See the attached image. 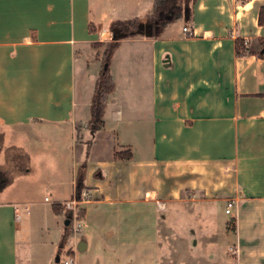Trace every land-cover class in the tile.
I'll list each match as a JSON object with an SVG mask.
<instances>
[{"label": "crops", "instance_id": "0c3cea01", "mask_svg": "<svg viewBox=\"0 0 264 264\" xmlns=\"http://www.w3.org/2000/svg\"><path fill=\"white\" fill-rule=\"evenodd\" d=\"M154 2L0 0V125L30 129L28 162L34 145L67 160L48 184L32 187L24 169L0 189V264H21L33 207L74 264H170L165 250H184L175 264H264V0H194L187 25L122 40L100 127L89 103L78 108L76 50L108 41L116 22L150 29ZM80 191V231L59 251L71 225L55 204Z\"/></svg>", "mask_w": 264, "mask_h": 264}, {"label": "rangeland", "instance_id": "374dc122", "mask_svg": "<svg viewBox=\"0 0 264 264\" xmlns=\"http://www.w3.org/2000/svg\"><path fill=\"white\" fill-rule=\"evenodd\" d=\"M194 0H171V3L166 9L165 12L154 13L153 19L156 22H161L163 19H172L176 15V11L180 13V18L182 19L184 25L189 23L188 13L190 11L191 5ZM150 21V20H149ZM151 22V21H150ZM145 25L143 28H139V23L137 27L130 28V32L128 34H123L119 31L118 28H113L111 33H115L116 37H111L108 41H99L93 43H87L82 45L76 50V95H77V104L78 108L81 109L86 104L90 108V115L92 121L89 124V127L96 128L100 127V122L104 118L98 117L94 115V109L98 107L101 103V99L99 98L98 103H93L94 95L96 93V84L98 83L100 74L102 71L109 69L111 74V59L114 52L118 49L122 40L133 39L138 35H144L143 33L146 30ZM116 44V48L113 51V54L109 58L107 63V58L111 49V45ZM128 73L119 72L118 74L114 71L115 81L118 84H121L122 81L125 84L132 83L131 77H127ZM112 77V74H111ZM113 80V78H112ZM142 85L147 84V75L146 73L143 75L141 80ZM115 88L113 81V90L108 93L103 99L104 109L102 115L106 111V107L108 104L109 97L111 93H113ZM87 107V106H86ZM89 113V112H88ZM31 133L30 129L27 127H19L15 129H6L0 125V181H9L14 179L16 173L22 172L24 169H30L31 175L28 177L30 180V185L35 187L38 183L37 180L42 179L45 183L50 182L53 178H56L55 167L56 163L62 162L63 164H67L66 158L58 159L57 156L54 155L55 152L52 146H40L34 145L31 148L30 153L31 157L29 162L27 161V155L24 151L25 145H28L29 142L26 140L27 135ZM42 143V142H40ZM20 145L22 149L20 148ZM27 148V146H26ZM26 180V179H25ZM48 184V183H47ZM47 195L43 189H36L35 194L33 195V201L38 202L43 199V197ZM224 207L223 203H218L216 209L222 211ZM176 209L175 207H173ZM43 209L42 207H33L30 211V215L32 216V223L30 224V239L28 243L29 245L19 243L18 248V261L21 264H56V257L60 258V263L62 264L67 260L64 256L59 255L54 252V246H57V243H52V237L54 234L49 232L48 236L43 232V225H39L41 221V217L38 216L37 210ZM199 209V208H194ZM19 214L23 220L26 215V211L23 209H19ZM81 214V210L80 213ZM163 214V213H162ZM227 217V216H226ZM229 218V217H227ZM195 222L190 220V226H195ZM228 225H232L229 221ZM72 228L66 229L67 239L72 235ZM179 233L176 228L175 234ZM52 236V237H51ZM26 249V251H25ZM31 255H28V251ZM24 250V253H23ZM180 251L184 250H168L163 251L165 257H168L170 260V264H175L174 261L177 260L180 256ZM208 250L199 249V251L194 254V257L203 256ZM65 252V251H64ZM49 261L52 263H49Z\"/></svg>", "mask_w": 264, "mask_h": 264}, {"label": "trees", "instance_id": "16d2710c", "mask_svg": "<svg viewBox=\"0 0 264 264\" xmlns=\"http://www.w3.org/2000/svg\"><path fill=\"white\" fill-rule=\"evenodd\" d=\"M171 3V0H155L154 2V13H159V12H165L166 9H168L169 5ZM152 15V17H153ZM180 18V13L176 11V15L172 19H163L161 22H156L153 19H150V29H151V35L152 36H158L162 33V31L170 24L173 22V20L179 19ZM191 18V8L188 13V20L190 21ZM258 23L260 26H264V7L261 8L260 13H259V19ZM138 26L137 20H130L126 22H116L112 24L111 29L113 28H118L119 31L123 34H128L130 32V28H134ZM116 44L111 45V49L107 58V63L109 61V58L113 54V51L116 48ZM113 90V80L111 77V74L109 72V69H106L101 72L98 83L96 84V93L94 95V101L93 103H98L99 98L101 99V103L98 105L96 109L93 108L94 110V115L97 116V118L102 116V112L104 109L103 105V99L105 96L110 93ZM102 123V122H100ZM7 183L5 181H0V189L3 188ZM67 229V228H66ZM67 242V235L66 231L64 232L58 248L59 251H62L64 247L66 246ZM69 252L67 251V255Z\"/></svg>", "mask_w": 264, "mask_h": 264}, {"label": "built area", "instance_id": "2783aa9c", "mask_svg": "<svg viewBox=\"0 0 264 264\" xmlns=\"http://www.w3.org/2000/svg\"><path fill=\"white\" fill-rule=\"evenodd\" d=\"M183 32L189 33L187 28H183ZM89 199V194L86 191L78 192L73 199L57 203L55 206L58 208V213L63 216L66 220H69L73 234H77L81 228L80 219V204ZM45 202H50L48 198L44 199ZM236 201L228 200L224 209V214L227 217L232 218L233 210L236 209ZM231 253H235V250L231 249ZM63 264H74V258L68 256L67 260Z\"/></svg>", "mask_w": 264, "mask_h": 264}, {"label": "water", "instance_id": "95a60500", "mask_svg": "<svg viewBox=\"0 0 264 264\" xmlns=\"http://www.w3.org/2000/svg\"><path fill=\"white\" fill-rule=\"evenodd\" d=\"M144 34H145L146 36H152V35H151V29H149V28L146 27V30H145ZM115 37H116V36H115V34H114V35H113V38H115ZM68 224H69V220H65L64 225H65V226H68ZM58 262H59V258L56 257V263H58Z\"/></svg>", "mask_w": 264, "mask_h": 264}]
</instances>
